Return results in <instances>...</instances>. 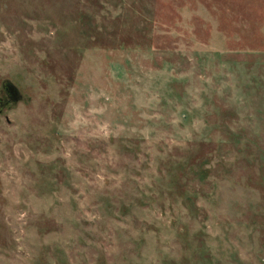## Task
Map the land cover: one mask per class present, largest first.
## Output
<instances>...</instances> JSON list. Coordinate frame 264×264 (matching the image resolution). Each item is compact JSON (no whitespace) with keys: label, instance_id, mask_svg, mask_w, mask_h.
<instances>
[{"label":"rangeland","instance_id":"rangeland-1","mask_svg":"<svg viewBox=\"0 0 264 264\" xmlns=\"http://www.w3.org/2000/svg\"><path fill=\"white\" fill-rule=\"evenodd\" d=\"M0 264H264V0H0Z\"/></svg>","mask_w":264,"mask_h":264},{"label":"flooded vegetation","instance_id":"flooded-vegetation-1","mask_svg":"<svg viewBox=\"0 0 264 264\" xmlns=\"http://www.w3.org/2000/svg\"><path fill=\"white\" fill-rule=\"evenodd\" d=\"M2 90H3V93L6 94V97L3 100L2 95L0 96V106L6 104L7 101L9 100L8 97H10V93L8 91V87H7V84L5 82L2 83Z\"/></svg>","mask_w":264,"mask_h":264},{"label":"water","instance_id":"water-1","mask_svg":"<svg viewBox=\"0 0 264 264\" xmlns=\"http://www.w3.org/2000/svg\"><path fill=\"white\" fill-rule=\"evenodd\" d=\"M7 84V87H8V91L10 93V97L12 98L13 101H16L19 97L18 93H17V90L16 88L9 84V83H6Z\"/></svg>","mask_w":264,"mask_h":264}]
</instances>
